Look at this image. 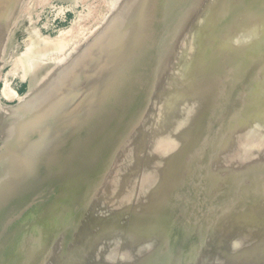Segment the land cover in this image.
I'll use <instances>...</instances> for the list:
<instances>
[{
	"label": "rangeland",
	"instance_id": "obj_1",
	"mask_svg": "<svg viewBox=\"0 0 264 264\" xmlns=\"http://www.w3.org/2000/svg\"><path fill=\"white\" fill-rule=\"evenodd\" d=\"M219 1L18 0L0 17L4 264H264V0H234L221 35ZM206 33L221 47L203 51ZM117 106L109 149L78 137L90 163L66 159L70 134Z\"/></svg>",
	"mask_w": 264,
	"mask_h": 264
},
{
	"label": "bare ground",
	"instance_id": "obj_2",
	"mask_svg": "<svg viewBox=\"0 0 264 264\" xmlns=\"http://www.w3.org/2000/svg\"><path fill=\"white\" fill-rule=\"evenodd\" d=\"M17 2H18V0H0V17L1 18H4V17H8V15H10L11 14V10H13L14 9V7L17 5ZM219 2H221V1H219ZM218 5H220V4H218ZM244 5V4H243ZM241 9H242V5L241 4H237V2H235L234 0H232L231 2H229V3H227L225 0H223L222 2H221V5H220V7H219V9L217 8V10H216V12L214 11V15H217L218 16V19H217V21H216V23H218V25L216 24V27H221L222 28V30H220L219 28V30H220V32H217L218 34H220L221 35V32H223L224 31V28H225V26H224V24L226 23V22H228V20H231V19H233V18H235L236 16H238V15H241ZM14 11V10H13ZM174 13H175V15H176V12L174 11ZM213 14H212V16H213ZM222 15V16H221ZM1 18H0V40H1V36L3 35V33L5 32V31H3V29L4 28H1L2 26H5L6 24H4V23H2V20H1ZM212 21V20H211ZM219 21V22H218ZM258 21V20H257ZM208 23V22H207ZM209 23H211V22H209ZM208 23V24H209ZM226 25V24H225ZM239 26H236V27H234V28H230V29H234V30H236V32L239 30ZM229 29V28H228ZM228 29H225V31L226 30H228ZM5 30V29H4ZM231 31V30H230ZM3 32V33H2ZM7 32V31H6ZM6 32H5V35H6ZM236 32H234L233 33V30L231 31V34L230 35H232V34H237ZM2 33V34H1ZM216 33V34H217ZM201 35V34H200ZM219 35V36H220ZM237 35H239V34H237ZM236 35V36H237ZM2 37H4V36H2ZM92 38V37H91ZM199 38V37H198ZM5 39V38H4ZM3 41V40H2ZM7 41V40H6ZM217 41V40H216ZM223 41H230V40H228V39H226V40H224V39H222V42ZM217 43H218V46H217V44L215 43V42H212L208 37H207V33H206V39L203 41V44H202V46H203V51H211V50H217L219 47H221L220 46V44H219V42L217 41ZM6 44V43H5ZM227 44V43H226ZM1 45H2V43H1ZM48 47V46H47ZM34 50V49H33ZM33 50H31V51H33ZM40 52L41 51H43V49L42 50H39ZM38 51V52H39ZM37 52V54L39 55L40 54V52L38 53ZM29 53H30V51H29ZM33 53V52H32ZM30 55V54H29ZM29 55H28V57H29ZM32 55V54H31ZM34 57V56H33ZM27 58V57H26ZM90 58H93V56H91ZM201 59H203L204 58V56H203V58L202 57H200ZM24 59V58H23ZM35 59V58H34ZM128 58L126 57L123 61H122V63L123 64H125V66L122 68L123 69V72H122V75H120V76H118L119 78H121L122 77V79H121V81L122 80H124L123 79V76L124 75H126L127 73H128V71H129V68H127V63L128 62H130L131 60H127ZM38 60V59H37ZM200 60V59H199ZM199 60H196L195 62H201V61H199ZM25 61V60H24ZM40 61V60H39ZM39 61H37L38 63H40ZM41 64V63H40ZM100 64V63H99ZM37 66V65H36ZM35 66V67H36ZM140 66H144V63L143 64H141ZM154 67V66H153ZM80 71V70H79ZM79 71L78 72H76L74 75H77L76 77H75V79H74V81H76V79L79 77ZM113 71V70H112ZM110 72V71H109ZM108 72V73H109ZM211 72H213V70L211 69V67H210V73ZM106 75V74H105ZM130 75V74H129ZM111 76H112V74H111ZM106 77V76H105ZM109 77V74L107 75V77L106 78H108ZM128 77H130V76H128ZM142 77V76H141ZM112 79L113 78H110V79H108V82L106 83V85H105V87H107L108 88V85H109V83L110 82H112ZM103 80H105V79H103ZM74 81H73V83H74ZM106 81V80H105ZM120 82V81H119ZM118 82V83H119ZM138 92L133 96V98H132V102L131 103H134V102H140V105L139 106H142L143 105V102H142V99H143V96H144V92H140V88H141V80H140V78H139V80H138ZM97 86V85H96ZM135 86V85H134ZM102 87H103V85H102ZM109 87H110V85H109ZM97 88V87H96ZM95 88V89H96ZM99 88V87H98ZM97 88V89H98ZM211 88V87H210ZM100 89V88H99ZM98 89V90H99ZM100 90H102V89H100ZM106 90V89H105ZM209 91V90H208ZM210 91H211V89H210ZM209 91V92H210ZM104 92V91H103ZM108 92V91H107ZM105 94H107L106 92L104 93V96H105ZM209 94V93H208ZM216 94V93H215ZM69 95V94H68ZM72 95V94H71ZM108 95V94H107ZM139 97H141L142 99H139ZM107 98H109V97H107ZM129 99H131L130 97H129ZM139 100V101H138ZM143 100H145V97H144V99ZM210 100H212V99H210ZM108 101H109V99H108ZM126 103H128V102H126ZM55 104V102L49 107V109H51V108H53V105ZM58 104V103H57ZM107 104V103H106ZM135 104V103H134ZM39 104H38V102H36V100H33V101H29L27 104H26V109L24 110V111H26L27 109H29V108H31V107H37ZM209 106H211V105H209ZM122 106H117V107H115V109L114 108H109V107H106L105 109H103V111H102V113L100 114V117L97 119L96 117H95V119H91L90 118V123L85 127V130H86V134H85V136L83 137V135L84 134H82V132L81 133H78V132H76V133H74V134H70L71 136H72V139H74V141H72V139H71V141H69V142H66V140H65V146H66V149L68 150V156L66 157V159H68L69 157L70 158H73V157H71L72 156V153H76V154H78L77 155V157L75 158V159H79L80 161L78 162V164H80V165H85V164H89L90 163V161L89 160H84L83 162L81 161L82 160V155H83V153H85V151H86V148H87V145H86V141H85V144L84 145H82V144H80L79 143V141L77 142V139H78V137L79 138H85V137H91V138H88V139H90V140H88V141H90V142H92L93 143V146H95V148L98 150V149H106V147H108V149H109V147H110V144L112 143V140H113V131H112V127H111V122L113 121V115H117L118 117H120V118H122V119H125V110L123 111V107L121 108ZM90 110V109H89ZM127 110V109H126ZM226 110V109H225ZM81 112V111H80ZM222 112H224V110H222ZM227 112V111H226ZM232 112H234V110L232 111ZM231 112V113H232ZM220 113V112H219ZM218 114V113H217ZM228 114V113H227ZM237 114V113H236ZM230 115V114H229ZM233 115H234V113H233ZM222 117H224V116H222ZM229 117H231V115L229 116ZM233 117V116H232ZM97 119V120H96ZM231 119V118H230ZM103 124H102V123ZM109 122V123H108ZM140 123V122H139ZM231 123V122H230ZM21 124H23L24 125V123H21ZM130 123H128L127 125H129ZM231 124H233V123H231ZM22 125V126H23ZM102 125V128L101 129H99L100 128V126ZM126 125V126H127ZM212 125V124H211ZM128 127V126H127ZM140 127V126H139ZM208 127H210V126H208ZM208 127L206 128V129H208ZM214 127V126H213ZM13 128V127H12ZM16 128V130L14 129H12V131H13V133L10 131V132H8V134H10L12 137H11V139H13V138H15L16 137V132L17 133H19L20 131H21V126H19L18 128H20L18 131H17V126L15 127ZM125 128V127H124ZM124 128H123V130H124ZM11 129V128H10ZM204 130V131H206V132H203V133H206V134H208V132H210L209 130L211 129V130H213L211 127L209 128V130H208V132H207V130ZM122 130V131H123ZM223 130V129H222ZM96 131H97V133L98 134H100V135H105V139L106 140H109V143H108V141H104V140H99L98 138H96L95 139V136H96ZM21 133V132H20ZM134 133V132H133ZM132 133V134H133ZM221 133V132H220ZM206 134L205 135H203L204 137H207L206 136ZM21 135H23V134H21ZM21 135H19L20 137H22ZM130 135V134H129ZM19 136H17V137H19ZM131 137V136H130ZM203 137V138H204ZM217 137H220V136H217ZM7 138H10L9 137V135H7ZM127 138V137H126ZM202 137H201V139H203ZM128 139H129V137H128ZM203 140H206L205 138L203 139ZM127 142V141H126ZM130 142V141H129ZM133 142V141H132ZM201 142V141H200ZM199 142V143H200ZM91 143V144H92ZM202 143H204V141H202ZM138 144H140V143H138ZM201 144V143H200ZM141 145V144H140ZM122 146V145H121ZM194 147H196V146H194ZM199 147V146H198ZM203 148V147H202ZM195 149H197V150H200L199 148H194L192 151H194V153L196 152L195 151ZM79 150H81V151H79ZM245 152V151H244ZM82 153V154H81ZM202 153V152H201ZM190 155H193V154H191L190 153ZM200 156H202L201 154H200ZM115 157V156H114ZM191 158H193V157H195V156H190ZM188 158V159H190V161H191V158ZM205 159V158H204ZM194 160H195V158H194ZM94 161V160H93ZM115 161V160H114ZM193 162V161H192ZM189 163V162H188ZM188 163H187V165H188ZM191 163V162H190ZM190 163H189V165H190ZM198 163V162H197ZM206 163V162H205ZM186 165V166H187ZM87 165H85V166H81V167H86ZM112 167V166H111ZM190 166H188V167H185L184 168V170H186V168H187V170H186V172L187 171H189L188 170V168H189ZM119 168H120V166H119ZM118 168V169H119ZM190 168H192V167H190ZM189 168V169H190ZM111 169V168H110ZM107 170H109V169H107ZM120 170V169H119ZM118 170V171H119ZM117 171V170H116ZM109 172V171H108ZM155 172H156V176L158 177V169L156 168L155 169ZM191 172V170L188 172V173H190ZM107 173V172H106ZM115 173H117V172H114V174ZM191 174V173H190ZM118 176V174H116V176H115V178ZM188 176H189V174H188ZM111 177V176H110ZM111 179V178H110ZM105 180H106V178H105ZM114 180V179H113ZM184 181H185V179H183ZM19 181V180H18ZM110 181V180H109ZM7 182V181H6ZM181 183V182H180ZM185 183V182H184ZM188 183V182H187ZM99 184V183H98ZM98 184H97V186H98ZM101 184V183H100ZM109 184V183H108ZM116 184V183H115ZM118 184H121V182H118ZM105 185V184H104ZM111 185V184H110ZM109 185V186H110ZM12 186H14V185H12ZM12 186H10L11 188H12ZM101 186V185H100ZM112 186H113V184H112ZM108 187V186H107ZM107 187H106V189H107ZM14 188H17V187H14ZM102 188H103V186H102ZM109 188V187H108ZM206 188V187H205ZM68 188H66L65 190H64V192L61 194V196H63V195H67V193H68V191L70 190V188L67 190ZM104 189V188H103ZM105 189V190H106ZM10 190V189H9ZM12 191H14V190H12ZM12 191H11V193H12ZM17 191V190H16ZM101 191H102V189H101ZM206 191V190H205ZM205 191H203V192H205ZM7 193H10L8 190H7ZM6 193V194H7ZM105 193V192H104ZM103 193V194H104ZM15 194V193H14ZM204 194V193H203ZM207 195V194H206ZM225 195V194H224ZM223 196V195H222ZM221 196V197H222ZM97 197H98V195H97ZM225 197V196H224ZM88 199V198H87ZM91 199V198H90ZM215 200H216V198H215ZM215 200H213V201H215ZM218 200V199H217ZM216 200V201H217ZM222 200V199H221ZM224 200V199H223ZM220 201V203L221 202H224V201ZM208 201H210L209 199H208ZM219 201V200H218ZM218 201H217V203H218ZM202 202V201H201ZM204 202V201H203ZM67 203V202H66ZM204 203H208V202H204ZM90 204V203H89ZM209 204V203H208ZM213 204V202H211L210 203V206ZM214 204H215V202H214ZM57 205H59V206H63L62 205V203L60 202H57L56 204H55V207L57 206ZM88 205V204H87ZM202 205V204H201ZM212 208L214 207L213 205L211 206ZM217 208H218V206H216ZM60 208V207H59ZM59 208H57V209H59ZM68 209H66L64 212H63V210L61 209V210H59V211H62L60 214H66L67 212H68V214L69 213H72L73 214V211H71V206H69V207H67ZM215 208V207H214ZM214 208H213V210H214ZM217 208H215V209H217ZM223 208H225V207H223ZM222 208V209H223ZM71 214V215H72ZM70 215V216H71ZM216 215H218V214H216ZM47 216V218H50L51 216H53L52 215V212L51 211H49L48 212V214L46 215ZM66 216V215H65ZM73 217V216H72ZM59 218V217H58ZM60 219V218H59ZM164 219V218H163ZM51 222H53V221H51ZM58 222V221H57ZM56 223V222H55ZM55 225V224H54ZM53 225V226H54ZM55 227V226H54ZM50 229V228H49ZM141 230V229H140ZM47 232H48V230H46V234H47ZM135 232H137V231H135ZM45 234V235H46ZM88 233H87V231H84V235H87ZM49 236H51V233H49L48 234ZM47 235V236H48ZM12 235H9L8 237H5L2 241H0V264H4V259H5V257L6 256H12V258L11 259H13V254H12V252L13 253H15L14 252V242L12 241V237H11ZM47 236H45V239L47 238L48 239V237ZM0 237H1V235H0ZM7 238H10V239H7ZM81 239H77V242H82L83 241V239H82V236L80 237ZM44 240V239H43ZM44 242H45V240H44ZM47 243V242H46ZM46 243H45V245H46ZM67 244V243H66ZM17 245V244H16ZM157 247V246H156ZM14 248V249H13ZM18 248V247H17ZM16 250V249H15ZM155 250V249H154ZM17 252V251H16ZM155 252V251H154ZM71 254V253H70ZM70 254H68L69 256H70ZM68 255H66L67 256V258H68ZM65 256V255H64ZM63 257V256H62ZM10 258V257H9ZM15 258V257H14ZM78 258H80V256H79V253L78 254H76V256H75V259H73V260H77ZM15 259H17V257L15 258ZM68 261V260H67ZM72 261V260H71ZM12 263L14 262V261H11ZM15 262H16V260H15ZM25 262H22L21 264H24ZM66 263V262H65ZM71 263H73V261L71 262ZM14 264V263H13ZM16 264V263H15ZM27 264V263H26ZM35 264H37V261L35 262ZM38 264H40V263H38ZM67 264V263H66Z\"/></svg>",
	"mask_w": 264,
	"mask_h": 264
}]
</instances>
